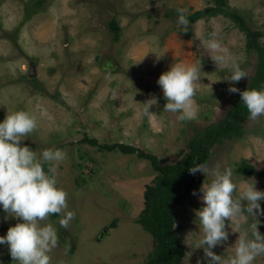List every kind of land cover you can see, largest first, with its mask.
<instances>
[{
  "label": "rangeland",
  "instance_id": "rangeland-1",
  "mask_svg": "<svg viewBox=\"0 0 264 264\" xmlns=\"http://www.w3.org/2000/svg\"><path fill=\"white\" fill-rule=\"evenodd\" d=\"M226 4L259 32L264 48V0ZM214 5V0H0V120L12 110L28 111L38 127L20 143L37 155L46 148L66 152L55 176L67 192V210L75 216L67 229L57 223L59 243L50 254L51 264H145L153 252L154 239L138 219L144 194L155 186L159 172L136 152L101 145L132 146L170 164L182 150L187 152L190 139L227 121L240 95L227 91L229 82H213L228 69L215 64L205 42L215 34L240 58L247 74L235 84L241 91L256 69L258 51L247 48L248 36L237 22L210 12ZM178 8L186 9L188 17L194 12L202 16L182 32L176 25ZM161 53L166 54L158 60ZM197 61L198 118L179 122L177 113L163 111L166 100L157 79L171 63ZM153 97L158 103L145 114ZM245 110L241 135L214 142L205 162L210 173L233 168L237 196L251 180L264 191V117L250 120ZM243 163L255 172H237ZM197 176L200 184L174 205L184 264H207L203 248L193 247L202 235L196 218L203 204L200 186L211 175ZM260 204L264 209V201ZM59 218L53 214L45 222ZM18 219L0 209V235ZM236 223L249 238L250 225L257 223L264 236V216L249 217L247 223L226 219L228 239L212 249L216 255H232L239 237L231 228ZM0 264H15L6 245H0ZM254 264H264V256Z\"/></svg>",
  "mask_w": 264,
  "mask_h": 264
},
{
  "label": "clouds",
  "instance_id": "clouds-1",
  "mask_svg": "<svg viewBox=\"0 0 264 264\" xmlns=\"http://www.w3.org/2000/svg\"><path fill=\"white\" fill-rule=\"evenodd\" d=\"M177 27L186 32L190 22L187 10L177 9ZM205 49L212 53L210 58L217 66L228 69L227 74L213 82H229L230 93H239L240 101L249 114V119L257 121L264 117V87H235L246 72L241 68L240 58L213 37L208 38ZM166 53L156 55L163 58ZM201 63H171L157 79L166 103L163 111L177 113L179 122L198 118V108L194 103L195 83L200 80ZM144 113L151 112L152 105L157 104L153 97ZM38 127L35 115L22 109L8 112L0 120V209L7 216L19 218L18 222L8 227L0 235V245H6L15 264H51V253L58 246L57 223L67 229L75 213L67 210V192L58 185L55 169L66 159V152L61 149L46 148L39 155L27 145L20 142L30 136ZM45 166L47 171H45ZM189 173L211 175L208 182L200 186L199 199L202 206L196 210L199 229L202 235L193 248H203L207 264H254L256 259L264 256V236L257 229V223L250 225L251 238L247 230L241 234V225L236 223L231 228L239 233L233 245L232 255L222 258L212 249L228 239L225 220L247 223L248 218L264 216L260 201H264V191L258 190L254 182H245L237 193V184L233 178L231 166L217 167L210 170L206 164L196 163L188 169ZM193 195L197 192L193 191ZM246 202V203H242ZM60 218L52 223L45 221L53 215ZM45 222V223H42ZM197 264H201L197 261Z\"/></svg>",
  "mask_w": 264,
  "mask_h": 264
},
{
  "label": "trees",
  "instance_id": "trees-1",
  "mask_svg": "<svg viewBox=\"0 0 264 264\" xmlns=\"http://www.w3.org/2000/svg\"><path fill=\"white\" fill-rule=\"evenodd\" d=\"M214 3L215 5L210 8V12L216 14L220 11L237 22L238 26L248 36L247 48L258 51L256 69L250 77L249 85L245 86L244 90L248 87H264V48L258 41L259 32L251 31L237 12L228 9L226 0H214ZM201 16L202 12H194L188 19L194 21ZM245 109L241 101L235 104L225 123L210 126L204 133L190 139L187 144V152L183 153L182 150L179 154L181 157L174 163L160 164L156 156L124 144L101 145L108 150L117 147L126 153L136 152L139 157L150 160L152 166L159 172L155 186L144 194L145 207L138 219L142 228L152 235L155 243L153 252L145 264H184L185 252L182 240L174 230V223L177 218L174 205L181 204L187 193L201 182L197 174H190L188 169L196 163L205 164L209 157L210 147L214 142L241 135L242 128L239 124L246 115ZM90 142L97 143L94 139ZM237 172L248 175L254 173L255 168L251 164L243 163L237 168Z\"/></svg>",
  "mask_w": 264,
  "mask_h": 264
},
{
  "label": "water",
  "instance_id": "water-1",
  "mask_svg": "<svg viewBox=\"0 0 264 264\" xmlns=\"http://www.w3.org/2000/svg\"><path fill=\"white\" fill-rule=\"evenodd\" d=\"M30 74V73H29Z\"/></svg>",
  "mask_w": 264,
  "mask_h": 264
}]
</instances>
